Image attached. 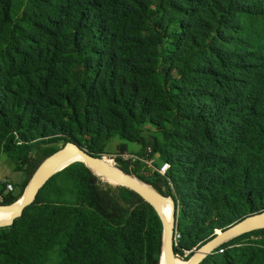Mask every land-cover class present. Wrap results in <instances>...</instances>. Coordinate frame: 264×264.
I'll use <instances>...</instances> for the list:
<instances>
[{
    "label": "trees",
    "instance_id": "1",
    "mask_svg": "<svg viewBox=\"0 0 264 264\" xmlns=\"http://www.w3.org/2000/svg\"><path fill=\"white\" fill-rule=\"evenodd\" d=\"M114 138L139 146L117 167L174 200L184 260L263 212L264 0H0V157L25 176L0 206L61 145ZM107 184L82 162L55 174L0 227V264H160L158 213ZM220 247L200 264H264V229Z\"/></svg>",
    "mask_w": 264,
    "mask_h": 264
},
{
    "label": "water",
    "instance_id": "2",
    "mask_svg": "<svg viewBox=\"0 0 264 264\" xmlns=\"http://www.w3.org/2000/svg\"><path fill=\"white\" fill-rule=\"evenodd\" d=\"M73 152L77 153L81 160L67 162L69 155ZM104 157L105 156H97L74 143H66L55 149L39 165L27 186L24 188L21 196L16 201L18 204L10 216L6 217L0 213V227L10 226L14 223L15 219L21 217L25 208L33 203L41 188L51 177L75 162H82L94 175L95 173L90 167L103 168L109 174L112 181L119 187L136 192L154 207L163 224L160 264H162V260H164L165 264H176L174 249V236L176 232V206L174 200L171 197L161 194L148 184L138 181L132 182L126 179L120 172L124 171L121 169L119 170V167L117 168L108 164ZM169 203H171L172 209L170 220L167 223L165 221L164 214L166 205ZM256 229H264V211L248 215L247 217L230 225L224 230L217 231L215 237L205 243L188 261H186V263L200 264L223 243Z\"/></svg>",
    "mask_w": 264,
    "mask_h": 264
},
{
    "label": "rangeland",
    "instance_id": "3",
    "mask_svg": "<svg viewBox=\"0 0 264 264\" xmlns=\"http://www.w3.org/2000/svg\"><path fill=\"white\" fill-rule=\"evenodd\" d=\"M120 144H125L126 145V147H127V151H125L124 153H120L119 151H118V145H120ZM138 149H139V146L137 145V144H135V143H132V142H128V141H125V140H121V139H119V138H114V139H112L110 142H109V144H108V148H107V152L109 153V155H104L105 157H104V159L105 160H109V161H111V163H112V165H114L115 167H117V165H116V162H115V158L118 156V155H121V157L124 159V160H127V161H132L133 162V160H132V158H130L131 157V155H135V153H137L138 152ZM1 158H2V160L4 161L3 163H5L4 165H6V166H11V164H10V161H9V159L7 158V156L6 155H2L1 156ZM149 162L148 163H145V166L147 167V168H150L151 169V171L154 169V164L153 163H156L157 162V156H155V157H153V158H151L150 160H148ZM146 167H142V169L143 170H145V177H148L149 175H150V172H146ZM11 168H12V166H11ZM118 168V167H117ZM0 169L2 170L3 169V166H2V164L0 165ZM13 169V168H12ZM120 169V168H119ZM24 176V174L22 173V172H14V173H12L11 174V177L16 181L18 178H22ZM134 178H136L137 179V181L138 182H141V183H144V184H147V183H145L144 181H142L139 177L140 176H138L137 174L136 175H132ZM102 180V182L103 183H105V184H111V185H113V186H118L117 184H112V183H110L108 180H106L105 178H102L101 179ZM107 184V185H108ZM149 185V184H148ZM23 192V191H22ZM256 230H259V229H256ZM253 231H255V230H253ZM177 230H176V232H175V236H174V244H175V246H177L178 245V237H177ZM174 246V247H175ZM203 246V245H202ZM201 246V247H202ZM200 247V248H201ZM200 248H198V249H196V248H193V250H192V252H193V254H192V256L200 249ZM190 252L191 251H185L184 252V257H186L187 255H189L190 254ZM191 256V257H192ZM175 259H180V260H182V261H184V262H186V261H188V260H184V258H182L181 256H179V255H177V254H175Z\"/></svg>",
    "mask_w": 264,
    "mask_h": 264
},
{
    "label": "bare ground",
    "instance_id": "4",
    "mask_svg": "<svg viewBox=\"0 0 264 264\" xmlns=\"http://www.w3.org/2000/svg\"><path fill=\"white\" fill-rule=\"evenodd\" d=\"M80 157L78 156L77 153L73 152L69 155L68 157V161L67 162H72V161H80ZM108 164L112 165L111 161L109 160H105ZM114 166V165H112ZM115 167V166H114ZM92 169V171L95 173L96 176H98L100 179L105 178L106 180H108L110 183L112 184H116L112 181V179L110 178L109 174L103 169V168H93L90 167ZM120 170V169H119ZM121 174L128 180L132 181V182H137V179L134 178L132 175H127L124 172L120 171ZM18 204V202L10 205V206H0V213L5 215L6 217H9L10 214L12 213V211L14 210V208L16 207V205ZM171 203L166 205L165 208V221L168 223L170 220V216H171ZM175 263L176 264H187L186 262L180 260V259H175ZM162 264H165L164 260H162Z\"/></svg>",
    "mask_w": 264,
    "mask_h": 264
},
{
    "label": "crops",
    "instance_id": "5",
    "mask_svg": "<svg viewBox=\"0 0 264 264\" xmlns=\"http://www.w3.org/2000/svg\"><path fill=\"white\" fill-rule=\"evenodd\" d=\"M4 161L2 160V158L0 157V165L2 164L3 169H0V182L4 181V180H8L9 182H11L14 186L16 190H20V185L23 183V181L25 180V176H23L21 179L18 178L16 181L11 177V174L17 171H14L11 166H6L4 165L5 163H3Z\"/></svg>",
    "mask_w": 264,
    "mask_h": 264
},
{
    "label": "built area",
    "instance_id": "6",
    "mask_svg": "<svg viewBox=\"0 0 264 264\" xmlns=\"http://www.w3.org/2000/svg\"><path fill=\"white\" fill-rule=\"evenodd\" d=\"M133 161L137 160V157H135L134 155H131V157ZM143 162L148 163V160H143ZM169 169V164L168 163H163L161 165V167L158 169L159 174H161L162 176H164L166 174V172ZM2 185H5L6 187V191H15V186L9 182L8 180H4L0 182V189L2 188ZM177 237H179V235H177ZM221 246V245H220ZM218 247V252L222 253L224 251L223 247Z\"/></svg>",
    "mask_w": 264,
    "mask_h": 264
}]
</instances>
